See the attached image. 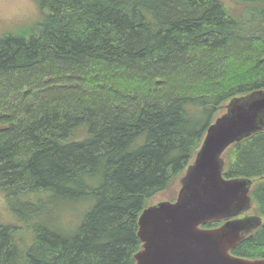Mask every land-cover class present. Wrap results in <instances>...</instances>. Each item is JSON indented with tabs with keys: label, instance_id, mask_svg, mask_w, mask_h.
Here are the masks:
<instances>
[{
	"label": "trees",
	"instance_id": "trees-1",
	"mask_svg": "<svg viewBox=\"0 0 264 264\" xmlns=\"http://www.w3.org/2000/svg\"><path fill=\"white\" fill-rule=\"evenodd\" d=\"M234 1L246 14L221 0H37L36 22L0 35V190L22 223H0V264H136L143 209L232 98L264 89V0ZM225 158L226 177L256 179L262 218L232 252L264 257V130ZM62 201L89 205L69 235L51 223Z\"/></svg>",
	"mask_w": 264,
	"mask_h": 264
},
{
	"label": "water",
	"instance_id": "water-1",
	"mask_svg": "<svg viewBox=\"0 0 264 264\" xmlns=\"http://www.w3.org/2000/svg\"><path fill=\"white\" fill-rule=\"evenodd\" d=\"M263 130L264 89L225 105L180 177L176 200L152 204L140 214L136 264H264V257L232 252L262 218L247 213L256 210L251 195L256 179L226 177L223 157L231 145ZM211 223L220 224L205 227Z\"/></svg>",
	"mask_w": 264,
	"mask_h": 264
},
{
	"label": "rangeland",
	"instance_id": "rangeland-1",
	"mask_svg": "<svg viewBox=\"0 0 264 264\" xmlns=\"http://www.w3.org/2000/svg\"><path fill=\"white\" fill-rule=\"evenodd\" d=\"M228 11L235 17L246 14L244 12L246 5L234 0H221ZM41 16L37 0H0V35L12 32L17 33L18 30L25 28L23 26H29L37 21ZM224 112V108L221 110V114ZM188 166V165H187ZM186 166V167H187ZM178 180V179H177ZM180 189L179 180L175 181L169 189L156 195L149 204H153L156 201L160 202L164 199H175ZM63 204V206H60ZM66 204V205H65ZM55 210L54 215L51 217V223L55 226L63 228V233L69 235L72 230L77 229L86 215L89 209L88 204L62 201ZM91 208V206H90ZM248 215L254 214V212H247ZM13 212L9 207L8 201L5 198L4 193L0 190V223L19 226L20 221L16 216H13ZM23 238L30 241V234L24 233Z\"/></svg>",
	"mask_w": 264,
	"mask_h": 264
}]
</instances>
